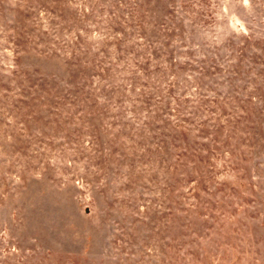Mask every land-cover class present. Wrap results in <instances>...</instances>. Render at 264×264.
<instances>
[{"label":"rangeland","instance_id":"374dc122","mask_svg":"<svg viewBox=\"0 0 264 264\" xmlns=\"http://www.w3.org/2000/svg\"><path fill=\"white\" fill-rule=\"evenodd\" d=\"M0 264H264V0H0Z\"/></svg>","mask_w":264,"mask_h":264}]
</instances>
